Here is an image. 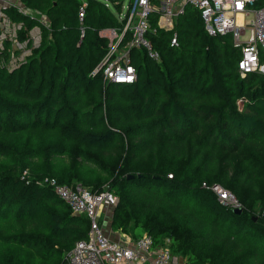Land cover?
<instances>
[{
    "label": "trees",
    "instance_id": "trees-1",
    "mask_svg": "<svg viewBox=\"0 0 264 264\" xmlns=\"http://www.w3.org/2000/svg\"><path fill=\"white\" fill-rule=\"evenodd\" d=\"M18 1L24 11L3 14L24 34L38 28L40 41L20 38L31 53L16 67L11 43L0 49V245L28 251L25 264H67L86 239L88 220L41 185L48 177L112 193L111 231L168 240L189 264H264V74L241 76L231 37L208 35L190 7L172 30L152 14L159 59L132 49L135 81L117 85L92 72L108 49L101 32L120 33L134 0ZM41 157L48 167L37 170L30 162ZM0 264L16 262L0 253Z\"/></svg>",
    "mask_w": 264,
    "mask_h": 264
},
{
    "label": "built area",
    "instance_id": "built-area-1",
    "mask_svg": "<svg viewBox=\"0 0 264 264\" xmlns=\"http://www.w3.org/2000/svg\"><path fill=\"white\" fill-rule=\"evenodd\" d=\"M186 7L199 13L208 35L231 37L233 45L240 49L238 70L242 77L250 73L264 74V63L259 60L260 55L264 56V0H134L132 6L127 8L128 15L121 32L107 30L112 37V43L92 74L101 72L104 82L117 85L132 84L136 74L130 56L132 49L143 50L153 61L159 59L148 39L149 33H155V30L150 28V16L158 14L159 29L172 30L176 19L184 14ZM0 16L3 24L7 17L3 13H0ZM82 16L81 11L79 17ZM124 16L121 15V18ZM244 18H248L246 22ZM1 22L0 49L6 40L7 32L6 25L1 26ZM13 25V32L21 28L20 25ZM127 34L130 38L122 45ZM246 34L248 38L242 42L240 38ZM13 43L21 52L17 56L12 54L9 67H16L31 53L26 43ZM170 45L178 46L176 34L171 38ZM41 185L49 187L73 215L83 216L88 220L87 237L75 243L68 254L67 264H189L171 252L168 240L158 246L153 245L151 236L147 234L136 240L126 235H123L121 240H113L102 226L107 216L112 215L118 201L112 193L106 190L93 193L80 184L65 186L48 177L42 180ZM210 190L217 196L221 205L234 210L239 208L237 201L227 190L219 186H213Z\"/></svg>",
    "mask_w": 264,
    "mask_h": 264
},
{
    "label": "rangeland",
    "instance_id": "rangeland-1",
    "mask_svg": "<svg viewBox=\"0 0 264 264\" xmlns=\"http://www.w3.org/2000/svg\"><path fill=\"white\" fill-rule=\"evenodd\" d=\"M126 4V0L124 1V4ZM14 5H20L18 0H0V13H3V8L5 7H9V6H14ZM126 6V5H125ZM124 9H126L125 7L122 9L124 11ZM33 15V13H32ZM37 16V15H36ZM2 16H0V22H1ZM248 18H244V22L247 21ZM5 30H7V32L4 30V28L2 27V29L6 32V40L11 43L12 45V49L13 51H18V53L15 55L17 56L21 50H17L16 49V45L13 43V41H16L17 43H21L20 42V38L24 37L27 40H29L32 44V47H36L40 41V31L38 28H33L31 31L26 32L25 34L23 33L24 30L17 29L15 32H13V28L14 25L13 23L7 18L5 19L4 23L2 24L1 22V26H4ZM101 36L104 37L105 39H107L108 41V47L109 45L112 43V37L111 35L108 34L107 30H104L101 32ZM248 38V34L244 35L243 37L240 38V40L242 42H245ZM4 41V42H5ZM25 43V42H24ZM107 47V48H108ZM30 52L31 50L29 48H27ZM240 103H238V106L240 107ZM37 137L33 140H36ZM31 164H33L35 166V168L37 170H44L45 168L48 167V164L46 162V160L44 158H39L36 160H33L30 162ZM53 164H55V160L53 161ZM62 164H64L65 166H67L68 168H71L72 170H77L78 168L83 170V173L86 175H90L92 174V170L90 169V167L88 165L85 164H80L78 160H73L71 158H64L62 161ZM88 190H91L90 187H84ZM102 188L105 189V185H102ZM110 220H111V215H108L107 218L105 219L104 223L102 224V226L104 227L105 230H107L108 232L110 231L109 225H110ZM20 229H24V230H30L31 227L30 226H18L13 228V231H18ZM110 234V233H109ZM113 235H110V237L113 240H121L125 235L121 232H112ZM127 237L130 238L129 234L126 235ZM0 253H3L6 256L12 257L14 259V261L16 262V264H25L27 262V259H31V255L29 254L28 251H26L24 248H20V247H15V246H9V247H3L0 245Z\"/></svg>",
    "mask_w": 264,
    "mask_h": 264
},
{
    "label": "crops",
    "instance_id": "crops-1",
    "mask_svg": "<svg viewBox=\"0 0 264 264\" xmlns=\"http://www.w3.org/2000/svg\"><path fill=\"white\" fill-rule=\"evenodd\" d=\"M19 11H24L25 9L23 8V6H21V4L20 5H14ZM46 23V22H45ZM109 228H110V225H109ZM107 231V230H106ZM112 232L113 231H111V229H110V231L108 232L107 231V234L110 236V235H113L112 234ZM110 233V234H109ZM115 233H117V232H115Z\"/></svg>",
    "mask_w": 264,
    "mask_h": 264
},
{
    "label": "water",
    "instance_id": "water-1",
    "mask_svg": "<svg viewBox=\"0 0 264 264\" xmlns=\"http://www.w3.org/2000/svg\"><path fill=\"white\" fill-rule=\"evenodd\" d=\"M234 212H235L236 214H240V213L242 212V210H241L240 208H237V209L234 210Z\"/></svg>",
    "mask_w": 264,
    "mask_h": 264
},
{
    "label": "bare ground",
    "instance_id": "bare-ground-1",
    "mask_svg": "<svg viewBox=\"0 0 264 264\" xmlns=\"http://www.w3.org/2000/svg\"><path fill=\"white\" fill-rule=\"evenodd\" d=\"M240 21H241V17L239 16V17H238V22H240Z\"/></svg>",
    "mask_w": 264,
    "mask_h": 264
}]
</instances>
